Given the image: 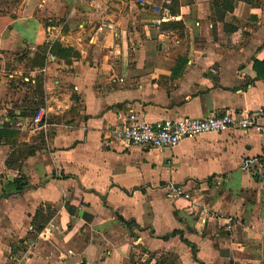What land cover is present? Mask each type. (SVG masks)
<instances>
[{
  "label": "crops",
  "instance_id": "obj_1",
  "mask_svg": "<svg viewBox=\"0 0 264 264\" xmlns=\"http://www.w3.org/2000/svg\"><path fill=\"white\" fill-rule=\"evenodd\" d=\"M232 6L220 22L216 0H0V264H264V118L163 150L108 134L264 108V0ZM40 108L47 131L16 126Z\"/></svg>",
  "mask_w": 264,
  "mask_h": 264
},
{
  "label": "built area",
  "instance_id": "obj_2",
  "mask_svg": "<svg viewBox=\"0 0 264 264\" xmlns=\"http://www.w3.org/2000/svg\"><path fill=\"white\" fill-rule=\"evenodd\" d=\"M164 11L169 14L167 8ZM46 113L44 109L40 108L34 116L21 117L15 121V124L19 128H29L32 125L33 130L45 132L49 127ZM260 117L264 118L263 107L251 113H238L226 110L221 113H210L200 118L183 116L166 118L155 122L142 120L136 114H131L125 121L108 128V134L110 138L119 140L125 145L163 150L176 146L184 139L198 137L207 133H223L235 127L248 131L249 128L257 126V120ZM258 166L255 173L262 177L264 175V159L260 160ZM170 190L175 197L190 198V195L185 192L183 187L170 186ZM220 217L226 221L227 229H231L234 218L223 215ZM47 229L53 230L52 227Z\"/></svg>",
  "mask_w": 264,
  "mask_h": 264
},
{
  "label": "trees",
  "instance_id": "obj_3",
  "mask_svg": "<svg viewBox=\"0 0 264 264\" xmlns=\"http://www.w3.org/2000/svg\"><path fill=\"white\" fill-rule=\"evenodd\" d=\"M233 1L234 0H223V8L220 6L221 3H219V0H216V15L218 20L224 21L225 16L227 15V12H232L233 11ZM223 30L225 32H232V29L230 28V25L228 23H225L223 26ZM223 43V42H221ZM62 48L59 44H54L52 47L49 48V45H44L41 47L42 52L46 53L48 52V50H50L51 53H55L56 49ZM66 50V49H65ZM46 59V57H44ZM43 58V59H44ZM44 60L42 62V64L44 65ZM255 70L257 71L258 76L263 77L264 76V60L260 61V60H255V65H254ZM38 85L39 88L41 87V79L38 80ZM38 110V109H36ZM31 111V112H23L22 116L23 117H32L36 114L37 111ZM39 137H41V134L39 133ZM30 146V145H29ZM38 147V145H31V147L29 149H27L24 154H23V158L26 157L27 155H32L35 151L36 148ZM21 153V152H20ZM21 157V154H20ZM22 158V159H23ZM17 159L15 158V156L12 154L10 160L8 161V165L13 166L16 163ZM25 183L23 181L14 183V184H10L7 185L6 188L13 186L16 189L21 188ZM53 211L49 209V207L46 208V211L43 210H39L36 213V216L34 218V228L36 231H41L44 227V225L50 220V218L53 216ZM169 264V263H168ZM171 264V263H170Z\"/></svg>",
  "mask_w": 264,
  "mask_h": 264
},
{
  "label": "rangeland",
  "instance_id": "obj_4",
  "mask_svg": "<svg viewBox=\"0 0 264 264\" xmlns=\"http://www.w3.org/2000/svg\"><path fill=\"white\" fill-rule=\"evenodd\" d=\"M30 127H31V129L33 128V127H32V125H31V126H29V128H30Z\"/></svg>",
  "mask_w": 264,
  "mask_h": 264
}]
</instances>
